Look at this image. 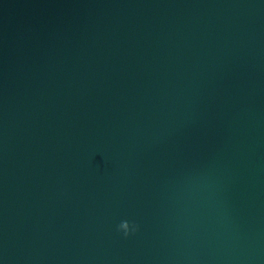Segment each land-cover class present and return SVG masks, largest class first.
<instances>
[{
  "label": "water",
  "instance_id": "1",
  "mask_svg": "<svg viewBox=\"0 0 264 264\" xmlns=\"http://www.w3.org/2000/svg\"><path fill=\"white\" fill-rule=\"evenodd\" d=\"M0 264H264V0H0Z\"/></svg>",
  "mask_w": 264,
  "mask_h": 264
},
{
  "label": "clouds",
  "instance_id": "2",
  "mask_svg": "<svg viewBox=\"0 0 264 264\" xmlns=\"http://www.w3.org/2000/svg\"><path fill=\"white\" fill-rule=\"evenodd\" d=\"M138 226L134 223H130L129 221H121V223L118 225V230L122 231L124 236L127 237L128 235L134 233L137 231Z\"/></svg>",
  "mask_w": 264,
  "mask_h": 264
}]
</instances>
